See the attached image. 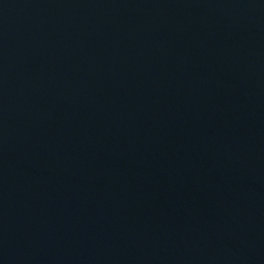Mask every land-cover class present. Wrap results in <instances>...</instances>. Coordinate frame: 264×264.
<instances>
[{"label":"water","instance_id":"water-1","mask_svg":"<svg viewBox=\"0 0 264 264\" xmlns=\"http://www.w3.org/2000/svg\"><path fill=\"white\" fill-rule=\"evenodd\" d=\"M0 264H264V0H0Z\"/></svg>","mask_w":264,"mask_h":264}]
</instances>
